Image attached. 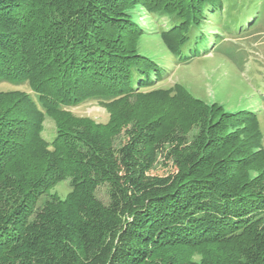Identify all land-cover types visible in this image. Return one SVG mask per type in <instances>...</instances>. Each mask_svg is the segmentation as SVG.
<instances>
[{"label":"trees","instance_id":"16d2710c","mask_svg":"<svg viewBox=\"0 0 264 264\" xmlns=\"http://www.w3.org/2000/svg\"><path fill=\"white\" fill-rule=\"evenodd\" d=\"M227 1L0 0V84L32 93L0 91V264H264L257 115L156 87L173 63L142 46L153 17L166 54L205 56Z\"/></svg>","mask_w":264,"mask_h":264},{"label":"rangeland","instance_id":"374dc122","mask_svg":"<svg viewBox=\"0 0 264 264\" xmlns=\"http://www.w3.org/2000/svg\"><path fill=\"white\" fill-rule=\"evenodd\" d=\"M232 2L228 0L227 4ZM228 8L227 5L217 31L208 33L211 44L205 56L182 63L166 54L159 34L167 28L168 25H164L167 21L153 17L143 21L140 16L141 24L151 33L143 38L142 46L148 52L163 54V61L173 63L169 66L168 78L156 87L168 89L180 84L193 97L208 104L216 103L224 112H253L264 134V0H237L234 9ZM14 90L31 93L28 85L0 84V91ZM69 111L97 123L108 122L110 116L109 111L96 101L71 107ZM44 135L48 140L55 137L54 123L49 118L45 122ZM123 139L124 136L117 142V147ZM172 171L171 160L162 155L152 173L164 176ZM51 193L65 198L70 193L69 182L60 183ZM97 195L103 202L108 201L106 187H100Z\"/></svg>","mask_w":264,"mask_h":264}]
</instances>
